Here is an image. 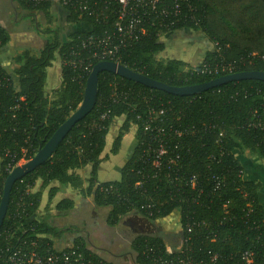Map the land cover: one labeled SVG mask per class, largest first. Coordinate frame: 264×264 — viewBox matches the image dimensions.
<instances>
[{"label":"trees","instance_id":"16d2710c","mask_svg":"<svg viewBox=\"0 0 264 264\" xmlns=\"http://www.w3.org/2000/svg\"><path fill=\"white\" fill-rule=\"evenodd\" d=\"M191 1L197 7L198 24L186 22L170 30L148 28L121 49L117 61L172 86L225 74L203 73V63L231 62L233 72L264 71V58L240 61L252 52L264 55V0ZM16 2L37 24V11L52 22L51 0ZM68 20L83 29L61 40L58 29L47 25L44 31L49 37L43 34L42 47L16 53L11 73L0 63V197L9 157L16 153L15 161L23 163L35 154L78 107L87 75L97 62L80 51L78 57L90 66L78 70L68 65L80 38L101 35L109 26L71 9ZM182 30L200 31L210 42L211 49L195 66L178 58L156 57L165 47L160 36ZM8 39V32L0 27V48ZM215 41L219 48L213 45ZM56 56L60 83L49 98L43 87L46 69ZM117 118L121 121L109 153L118 152L123 136L132 129L135 145L119 168V179L100 182L97 168L108 157L102 156L106 135ZM159 145L164 152L156 158ZM235 151L244 157L249 153L264 158V81H229L199 94L179 96L101 71L93 109L71 127L45 162L13 183L0 226V264H9L8 254L17 248L57 252L53 238L72 231L48 220V213L73 210L76 201L70 198L58 200L47 214L37 216L42 197L32 188L38 179L41 187L56 182L90 196L95 206L108 207L106 223L111 227L129 218L134 225L130 249L135 264H243L244 252L252 264H264L262 182L244 176L246 165ZM156 159L157 165L153 164ZM86 165L90 171L83 186L84 179L76 170ZM57 191V187L49 188L48 201ZM170 216L176 218L175 230L167 232V237L174 236L172 247L151 230ZM137 221L148 231L138 230ZM193 221L198 224L188 232L186 224ZM64 249L76 250L94 263L106 262L80 236Z\"/></svg>","mask_w":264,"mask_h":264},{"label":"built area","instance_id":"2783aa9c","mask_svg":"<svg viewBox=\"0 0 264 264\" xmlns=\"http://www.w3.org/2000/svg\"><path fill=\"white\" fill-rule=\"evenodd\" d=\"M40 3L44 0H27ZM67 9L75 10L94 18L96 21L109 26L101 35H89L80 38L75 49L71 50L74 56L68 63L73 69L86 70L90 62L85 63L78 54L86 51L90 54V60L117 61L122 48L138 38L140 34L147 32L148 28H164L170 30L173 26L186 22L198 24L200 17L197 15V7L191 0H59ZM219 48L217 41L213 43ZM254 58L263 59L264 55L255 52L240 58L241 62H252ZM233 63L216 62L215 64L203 63L201 72L207 74H225L233 72ZM22 152H26L25 149ZM164 152L159 145L156 150V158ZM16 153H13L5 164V171L9 173L18 163L15 161ZM157 165L158 160L153 161ZM194 178L191 184L194 185ZM198 222L187 223V231L190 232ZM9 264H106L102 260L96 263L76 250L46 251L45 254L35 249H14L8 254ZM243 264H252V259L247 252L243 253Z\"/></svg>","mask_w":264,"mask_h":264},{"label":"rangeland","instance_id":"374dc122","mask_svg":"<svg viewBox=\"0 0 264 264\" xmlns=\"http://www.w3.org/2000/svg\"><path fill=\"white\" fill-rule=\"evenodd\" d=\"M10 9L5 8V11H7V16H5L7 21L9 22L8 24L14 25L13 23V17L14 14L13 12L9 11ZM29 11L27 10L24 12L25 14L28 13ZM24 14V15H25ZM21 15V14H20ZM20 18V16H19ZM37 19H38V25L40 26V30H42V34L45 33L44 29L45 26L50 25L51 27L55 26L58 31H60V36L62 34V31L64 28H67L68 25L62 20V17H60L58 14L56 17L53 19L51 23H48V20L44 17V15L37 11ZM31 21L29 17L24 16L23 18L21 17L19 23L17 26H13V29L15 28H20V29H31ZM50 27V28H51ZM33 28V27H32ZM33 30V29H32ZM190 31V30H189ZM192 31V30H191ZM180 33V32H178ZM199 34V32H193L192 34ZM180 34H184L183 38H187L188 34L190 36V33L186 34L185 32H182ZM46 36L45 39H47L49 36L46 33L44 34ZM43 35V36H44ZM172 37V36H171ZM44 42V38H42ZM38 40V39H37ZM168 42H166V49L163 52H159L156 57L159 58H168V57H175L176 53L185 52L189 55H194L197 49V46H191L190 44L186 43L183 44L182 46L176 48L177 46H174V44H171L169 41H171V38H167ZM32 46L33 51H37L40 48V44L43 42L41 41H34L32 40ZM201 42L200 40H193L192 42L189 41V43H195V42ZM175 53V54H174ZM192 53V54H191ZM163 56V57H162ZM179 56V55H177ZM181 57V56H180ZM186 60L191 59V64L187 63L190 66H195L198 64V59H192V57L185 58ZM201 61V60H200ZM59 68V57L56 56L55 59L52 61V66L51 68H48L49 73L56 69ZM56 73V72H55ZM54 73V74H55ZM58 74V72H57ZM46 96L47 94L50 93V91H46ZM120 118H117L114 120V122L111 124L109 127L108 133L106 135V149L105 152L107 156H109V148L112 139L114 138L117 128L120 125ZM127 139L130 138V140L126 139L125 140V146L124 144L121 145L120 152L117 156L112 157L110 161L107 162H119L120 164L125 161L128 157V153L131 152V141L134 142L135 140L133 137V129L127 133ZM130 149V150H129ZM130 151V152H129ZM104 152V151H103ZM131 154V153H130ZM236 157L242 161L246 165V172L244 173V176L249 177H256L258 180L262 182V187L261 189L263 190L264 193V158H257L253 154H247V157H244L238 151H235ZM22 163V162H18ZM249 166L247 167V165ZM251 166V168H250ZM109 168V167H108ZM249 168V169H248ZM110 171H113L112 169L109 168ZM252 177V178H253ZM46 200L43 201V205L46 204ZM46 209H41L42 215L47 214L48 211H50V208L48 207V204L45 207ZM105 211L104 209L99 208L98 206L91 207L88 203L86 202H81L78 201L76 202V206L73 210L69 211L67 214L63 215H56L57 217L53 218L54 216H51V213L48 215L50 216L51 219H49V222L54 223L55 225L60 226V228H64L65 230H72V231H79L83 239H85L87 246L91 248L93 251L97 252H104L106 249H110L111 252L115 253V260L114 262H118V264H135L133 261V256L131 253L130 249V242L133 238L134 235V230L133 227L134 225L131 224V220L129 218H123L120 220V222L115 226V227H109L105 224L104 222V216H105ZM176 215V214H175ZM174 215V216H175ZM174 216H170L168 219L164 220L163 222L160 223L158 227L151 228L152 233L157 234V235H163V237L168 240L169 246L172 247L175 245V241L172 238H168L166 234L168 230H175V225H176V218ZM111 244V245H110Z\"/></svg>","mask_w":264,"mask_h":264},{"label":"crops","instance_id":"0c3cea01","mask_svg":"<svg viewBox=\"0 0 264 264\" xmlns=\"http://www.w3.org/2000/svg\"><path fill=\"white\" fill-rule=\"evenodd\" d=\"M5 8H8V9H10L9 11L13 12V14H14V17H13L14 25L10 26L8 24L9 22L7 21V19H5L6 18L5 16H7V11H5ZM51 10H52V14H53L52 21L56 17V15L58 14L60 17H62V20L66 23V25H68V27L64 28V30L62 31L61 37H59L61 40H67L70 35H72L73 33L78 32V31L83 29V26L80 23H73V22L68 20V9L65 8L60 3L59 0H51ZM26 11H27L26 9H23V8L18 6L16 0H0V27L4 28L8 32V35H9L8 42L0 48V63L5 68V70L9 73L12 72V68L14 66L13 57L16 53H19L23 49H29L32 51L34 48L32 46V42H33L32 40L41 41V40H43L42 38H45L43 36L41 30H40V26L35 21H31V29L30 28H27V29L15 28V29H13V26L18 25L21 17L23 18L24 16H26V17H29L30 20L32 19V17L29 16L30 12H28L26 14L24 13ZM31 14L33 15V12H31ZM19 16H20V18H19ZM34 18L38 22L37 13H34ZM54 27L55 26H53V28ZM60 31H59V33H60ZM178 32H180V33L185 32L186 34L190 33V36L188 34L187 38H183L184 34H180ZM193 32H199V34L194 33L191 35V33H193ZM59 36H60V34H59ZM169 37L171 38V41H169V42L171 44H174V46H177L176 48L182 46V43L185 44V42L187 41L186 43L190 44L191 46H197V49L195 52V56L192 53H191L192 55H189L185 52L180 51V53H178V52L176 54L174 53L176 55L175 57H168V58H178V59L184 60L186 63L191 64V59L186 60L185 59L186 57H188V58L192 57L193 60L196 58V59H198V62H200V60H202V58H203V54L208 49H211L210 48L211 45H210L209 40L200 31L182 30V31H175V32H167V33H164L163 35L160 36V41L163 42V44L165 46L161 52H163L166 49V42H168V40H166V39ZM193 40H200L201 42H195L194 41L195 43H189V41L192 42ZM41 42H43V41H41ZM43 43L40 44L41 45L40 48L42 47ZM177 55H179V56H177ZM51 66H52V64L49 67H47V69H46V78H45V83H44V87H43L44 93L46 91H50V93L47 94V97H49V98L52 96V91L55 88H57L59 86V83H60V59H59V68L56 69V71H55L56 73L54 72V70L49 73L48 68H51ZM57 72H58V74H57ZM120 120H121V118H120ZM126 137H127V134L123 136L122 141H121V145H123L125 143V140L127 139ZM128 139L130 140V138H128ZM131 143H132V145L130 148L131 152L129 151L130 153H132L134 145H135L133 141H131ZM125 144H124V146H125ZM121 145H120V148H121ZM120 148L116 154H110L109 153V156L99 163L98 168H97V179H98V181L101 182V181H107V180L109 181V180H118L119 179V177H120L119 168L131 156V154L128 153L129 155H128L127 159H125V161H123L121 164L119 162L118 163L117 162H109V164H107V162L110 161V159H112V157H115L119 154ZM104 149H106V147H104ZM105 154H106V152L104 150V152L102 153V156ZM108 167L110 169H112L113 171H110ZM89 171H90V165L83 166L80 169L76 170V173H78L84 179L83 186H86L85 179L87 178ZM40 183H41V180L38 179L35 182L34 187L32 188V191L39 190L41 192L42 199H41L40 207L38 208V214H37L38 217L42 215L41 209L42 210L46 209L45 207L47 204H48V207L50 209H52L55 206V203L62 198H70L76 202H78V201L86 202L91 207L95 206L90 196L81 195L77 191L72 190L69 186H66V185L64 186V185H60L56 182H52V183L48 184L47 186L41 187ZM50 187H57L58 191L56 192L54 197L51 199V201H48L47 194H48V190ZM44 200H46L47 203L43 205ZM99 208L106 210L105 216H104V222L107 226H109L106 223V214L108 211V207H99ZM63 215H65V214H63ZM51 216H54L53 218L57 217L56 215H54V213H52ZM49 219H51V218L49 217L48 220ZM52 224L55 225L54 223H52ZM56 226H58V225H56ZM115 226H113V227H115ZM109 227H111V226H109ZM79 236L81 238H83L81 236V234L79 233V231L78 232L77 231H65L59 238H55V239L53 238V247L61 250V249H63V247L69 246L72 243V241ZM84 241H85V239H84ZM86 245H87V243H86ZM94 252H96L98 254V256L100 258H102L104 261L112 263V264H118L117 261L116 262L113 261V260H115L116 257H115V253L111 252L110 249H108V250L106 249V251H104L102 253L97 252L96 250Z\"/></svg>","mask_w":264,"mask_h":264},{"label":"water","instance_id":"95a60500","mask_svg":"<svg viewBox=\"0 0 264 264\" xmlns=\"http://www.w3.org/2000/svg\"><path fill=\"white\" fill-rule=\"evenodd\" d=\"M101 71L111 72L118 76L143 84L146 87L162 90L179 96L199 94L229 81L243 79H256L264 81V71L262 70H241L217 76L201 83L184 86H172L132 70L116 61L99 60L95 62L87 75L82 100L78 107L53 131L46 142L37 149L35 154L30 159L26 162L17 164L5 177L0 197V226L6 214L9 194L13 183L45 162L52 155L57 145L67 135L71 127L77 121L84 118L93 109L97 96L98 73Z\"/></svg>","mask_w":264,"mask_h":264},{"label":"flooded vegetation","instance_id":"af4514ba","mask_svg":"<svg viewBox=\"0 0 264 264\" xmlns=\"http://www.w3.org/2000/svg\"><path fill=\"white\" fill-rule=\"evenodd\" d=\"M135 226H136V228H137L138 230L140 229V230L148 231V228H145V226L143 225V223L140 222V221L135 222ZM165 235L167 236L168 234L166 233ZM165 235H164V236H165ZM168 237L174 239V236H173V235L168 236Z\"/></svg>","mask_w":264,"mask_h":264}]
</instances>
